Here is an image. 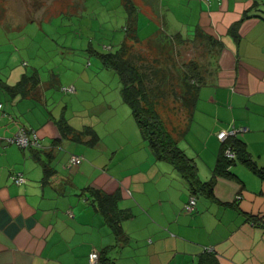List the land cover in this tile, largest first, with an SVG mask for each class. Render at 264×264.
I'll use <instances>...</instances> for the list:
<instances>
[{
  "label": "crops",
  "instance_id": "obj_1",
  "mask_svg": "<svg viewBox=\"0 0 264 264\" xmlns=\"http://www.w3.org/2000/svg\"><path fill=\"white\" fill-rule=\"evenodd\" d=\"M74 5L67 3L80 23L72 22L74 44L63 48L80 55L74 54L73 67L61 70L63 76L54 65L40 77L35 41L32 63L24 62L34 65L32 74L10 72L9 52L8 69L0 63V264H90L93 252L98 264H199L207 253L220 264H264V179L238 162L229 176L216 178L213 199L195 197L194 211L186 213L194 197L188 184L172 165L156 159L138 126L124 129L132 113L118 75L100 57L124 43L129 7L140 43H203L213 69L204 71L178 147L208 182L222 148L217 133L242 129L233 138L264 170V0H78V10ZM86 5L92 17L105 10L113 28L102 30V23L97 34L93 21L84 25L78 13ZM60 15L66 16L60 12L48 21L43 14L24 22L38 27L29 37L47 39L43 24L53 26ZM161 30L167 38H158ZM52 47L47 52L62 60L58 46ZM112 72L119 80L113 98ZM34 74L39 84L26 96L11 95L2 85L15 86L23 75ZM62 123L68 125L65 132ZM22 128L38 133L40 147L7 143ZM71 157L82 163L72 167ZM16 174L24 177L21 185L11 179ZM92 189L118 195V208L131 214L121 223L124 242L117 244L96 210Z\"/></svg>",
  "mask_w": 264,
  "mask_h": 264
},
{
  "label": "trees",
  "instance_id": "obj_2",
  "mask_svg": "<svg viewBox=\"0 0 264 264\" xmlns=\"http://www.w3.org/2000/svg\"><path fill=\"white\" fill-rule=\"evenodd\" d=\"M133 9V7L128 8L130 16L124 43L115 52L102 54L100 57L103 66L113 70L118 75L122 99L130 108L144 141L156 159L172 165L186 181L190 193L194 197L213 199L216 178L229 176V168L238 162H241L254 174L264 179V170L258 169L250 159L243 144L232 138L227 142V145L235 151L236 158L234 160L227 159L224 155L227 145H222L211 180L208 182L201 180L195 163L178 147V138L193 111L198 88L203 83L204 76L199 65L195 62L186 65L184 67L186 70L184 72L185 80L182 84L180 83V88L172 87L170 93L174 101L166 105L164 101L167 95L164 90V74L162 73V67L158 68V60L148 63L144 60L146 57L137 55L134 51L135 45L142 46V43L138 38L136 19L133 13L135 11ZM198 32L196 31V34ZM197 35L199 37V34ZM38 84L39 79L36 74L32 76L23 75L20 81L12 87L2 83L9 94L16 93L22 96H26L30 88L33 89ZM166 115H169L170 118L172 116L174 119L182 115L184 119H177L178 124L170 127L167 122H171L166 118ZM61 126L65 132V129H67L65 126L68 127V125L62 123ZM45 168L47 169L46 166ZM48 173L49 170H46V176ZM91 193L96 210L104 216L106 223L116 237L117 244L124 242L126 239L121 223L130 218L131 214L118 208L119 196L108 195L97 189H92ZM199 264L220 263L214 255L207 253L200 257Z\"/></svg>",
  "mask_w": 264,
  "mask_h": 264
},
{
  "label": "rangeland",
  "instance_id": "obj_3",
  "mask_svg": "<svg viewBox=\"0 0 264 264\" xmlns=\"http://www.w3.org/2000/svg\"><path fill=\"white\" fill-rule=\"evenodd\" d=\"M72 1V2H71ZM77 2L78 0H0V63L1 66L6 69H8L6 65V58L7 54L5 52L10 53V72L12 69L17 68L15 71H23L28 72V74H32V71L34 65H29V67H26L24 62L27 64L32 63L31 58V51L35 50L34 47L30 46L34 43L38 46L36 48V54L39 56V59L37 60L38 64L36 67H40L39 74L42 79H45L47 75L49 74L48 68L55 69L58 68L60 70L61 76H63V72L61 70L71 68L73 67V60H75L74 54L77 52L76 57L80 55V51H73L72 49H67L63 47L71 48L73 46V37L74 32L73 27H70L72 22L80 23L78 18L73 15V11H70L71 8L67 6V3H74L75 9L77 8ZM64 8V10H63ZM90 8V5L83 6L81 11L78 15L81 17L80 20L86 24V22L93 21L95 23L96 32L99 34V30L101 31V24L102 30L104 28H113V26L110 25L109 20L105 21L106 17L103 11L105 10H97L96 11V17H92L90 13H88V9ZM18 12H21L20 14ZM60 12H65V15L59 16V21L56 20L53 26L44 25L45 33L48 34L47 39L46 36H42L43 39L45 37L46 45L43 47V39L42 41L35 40L32 36L33 33H35L37 30V26L33 25V23L28 24L26 27H24V22L27 20L35 21L34 19L38 18L39 20L42 15L43 19L47 18L48 21H52L57 14ZM81 12H83V16L81 15ZM135 14V12H133ZM130 16V14L128 13ZM40 16V17H39ZM49 16V17H48ZM108 16V15H107ZM99 17V18H98ZM72 19V21H71ZM105 21V22H104ZM161 24V23H159ZM23 25V26H22ZM66 27H63L65 26ZM69 25V26H68ZM105 26V27H104ZM87 26L83 27V30L87 29ZM26 29V30H25ZM35 29V30H34ZM81 34H84V31H80ZM34 30V31H33ZM164 31L161 30V34L164 36H159L158 38H167L166 35L163 33ZM4 33L8 39L5 38ZM44 33V32H43ZM78 34V33H77ZM155 36L153 39H158ZM192 38V37H191ZM144 41V40H143ZM172 44V45H171ZM168 43L167 40H163L162 42H159L158 40H152L147 41L145 40V43H142V46L135 45L134 51L137 55H141L146 57L144 60L148 63H153L154 61L158 60V68L162 67V73L164 74L163 80H164V90L166 92L165 96V103L166 105L173 103V96L171 95L172 87L180 88L182 82L185 80V66L188 65L191 62H195L197 65H199V68L201 69L202 74H204L205 69L211 70L213 69L211 66L209 67V64L211 63V56L209 52H207L205 46H203V43H199L198 40H192L187 41L184 43ZM47 45L53 49L52 45L58 46V53L62 54L64 57L62 60H59L58 57H53L49 52H47ZM56 50V49H54ZM40 51V52H39ZM82 53V52H81ZM84 54V53H82ZM81 54V55H82ZM87 54V53H86ZM50 58V60H49ZM88 59L90 57H86V61L82 62V66L87 69V63ZM40 60V63H39ZM53 62L55 64H53ZM3 64V65H2ZM20 68V69H19ZM2 70V69H1ZM32 70V71H31ZM73 70V69H72ZM34 72V71H33ZM58 73V72H57ZM27 74V73H26ZM59 74V73H58ZM67 74H64V78ZM115 75L114 72H112V75L110 78V84L111 89L108 90L110 96L117 97L118 96V85L119 80ZM14 78H18L15 77ZM12 80V78H11ZM14 80V79H13ZM12 80V82H14ZM181 83V84H180ZM164 103V104H165ZM114 104V103H113ZM122 105V104H120ZM119 105V106H120ZM126 109L127 113L129 112V108L122 106ZM120 109V115L121 119L123 118L124 114L122 113L123 108ZM163 113V112H161ZM165 115V114H164ZM174 117V116H173ZM128 123L124 126V129H135L137 130V124L135 123L132 116H128ZM166 118L171 122H167L169 126L173 127L175 124H178V120H183L184 116H177L176 119L169 117V115H166ZM129 130V131H130Z\"/></svg>",
  "mask_w": 264,
  "mask_h": 264
},
{
  "label": "built area",
  "instance_id": "obj_4",
  "mask_svg": "<svg viewBox=\"0 0 264 264\" xmlns=\"http://www.w3.org/2000/svg\"><path fill=\"white\" fill-rule=\"evenodd\" d=\"M68 90V89H67ZM2 104L0 103V110H2ZM242 132L241 130H237L234 128H229L227 130H223L217 133V138L222 145H227V142L230 138L235 137L238 133ZM7 143L18 146L22 149H28L33 147H40L39 144V136L38 133L34 130H27L25 128L20 129L13 137L7 140ZM224 155L229 160H234L236 158V153L232 149L231 146L227 145L224 150ZM82 163L81 157H71L70 165L72 167H78ZM12 181L21 185L25 182L24 177L21 174H16L11 177ZM196 206V198L192 197L190 201L185 205V212L192 213ZM90 264H98L99 254L97 252H93L89 256Z\"/></svg>",
  "mask_w": 264,
  "mask_h": 264
}]
</instances>
